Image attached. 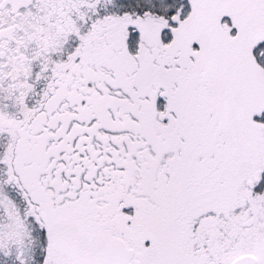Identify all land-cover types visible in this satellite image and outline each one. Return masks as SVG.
Masks as SVG:
<instances>
[{"label": "snow or ice", "instance_id": "1", "mask_svg": "<svg viewBox=\"0 0 264 264\" xmlns=\"http://www.w3.org/2000/svg\"><path fill=\"white\" fill-rule=\"evenodd\" d=\"M0 264H264V0H0Z\"/></svg>", "mask_w": 264, "mask_h": 264}]
</instances>
